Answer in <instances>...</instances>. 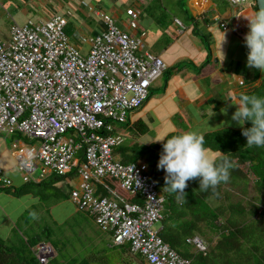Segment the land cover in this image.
<instances>
[{"label":"built area","instance_id":"1","mask_svg":"<svg viewBox=\"0 0 264 264\" xmlns=\"http://www.w3.org/2000/svg\"><path fill=\"white\" fill-rule=\"evenodd\" d=\"M227 1L241 6L255 0ZM126 12L130 26L137 27L140 10ZM94 13L104 26L81 37L89 44L86 52L70 40L61 14L11 23L9 36L0 37V132L21 133L33 141L14 151L27 180L35 179L36 171L45 178L74 170L77 181L70 199L111 234L114 244L129 242L131 253L141 255L146 264H192L155 227L163 218L164 195L148 164L123 162L114 152L124 141L116 125L143 105L167 63L160 55L141 52L143 38L122 29L112 14L102 9ZM175 22L182 24L178 18ZM221 26L227 27L225 22ZM82 146L83 159L78 156ZM105 176L138 193L141 202L124 198L107 184L108 194H98L97 183ZM0 184H12L2 166ZM187 241L202 251L208 247L198 235ZM53 253L46 242L36 251L41 264Z\"/></svg>","mask_w":264,"mask_h":264},{"label":"crops","instance_id":"2","mask_svg":"<svg viewBox=\"0 0 264 264\" xmlns=\"http://www.w3.org/2000/svg\"><path fill=\"white\" fill-rule=\"evenodd\" d=\"M82 1L0 0V37L5 39L9 36L12 22L24 24L29 19L40 21L58 13L67 20L65 29L70 40L86 52L89 44L83 42L81 37L95 35L104 26L94 13L96 9L112 14L116 23L130 35H140L144 41L141 52L149 51L160 55L167 63V68L152 83L148 98L143 105L130 111L125 122L116 125V131L124 137L119 150L122 146L143 144L148 140H159L153 143L160 144L168 136L193 130L205 135L220 129L241 128L231 119L232 113L238 106L232 105L229 99L231 96L255 89L264 78V73L260 70L246 66L248 48L244 37L249 31V21L246 16H251L257 11L253 3L235 6L227 0H85L92 7L90 9ZM128 8L140 10L138 25L135 28H132L128 22L129 15L126 12ZM176 18L182 24L176 23ZM222 22L226 23V28L221 26ZM224 34L223 56L221 42ZM222 109L226 110V114ZM144 127L146 130L140 133L139 128ZM30 142L33 141L17 134L6 135L0 132V166L12 179L11 191L0 189V235L5 239L11 240L17 237L18 240H26L28 236L19 226L20 220L25 223V228H31L35 218L42 217L46 210L52 220L58 222L61 210L58 211L56 208L59 203L64 199L72 202L70 197L56 201L42 198L38 188L32 192H15L14 188L23 186L28 180L25 173L17 166L14 151ZM116 148L115 156L121 159V153ZM205 149L215 160L223 155L220 151ZM7 152L12 156L9 159H6ZM11 159L15 162H11ZM41 179L38 175L30 180L37 182ZM76 181L77 177H74L73 183ZM224 183L223 187L228 188V182ZM242 185L243 183L233 191L239 194V191L244 190ZM247 187L249 194L252 195L250 191L255 188L254 183L250 181ZM223 197L211 198L210 204L226 207L229 202ZM45 200L50 201V207ZM39 205L41 209L38 214L32 216V210L35 207L39 209ZM81 211L93 221V225L90 221L83 222V224L88 223L86 231L89 244L101 246L89 251L110 246L111 234L102 231L90 213L75 206V212L81 213ZM186 219H190L189 214L185 216L184 220ZM223 222H225L224 218L221 217L220 221L216 222L215 229H218ZM159 223L160 230L163 224L161 221ZM201 229L205 234L203 232L200 234V230L196 233L213 246L219 237L218 233H213L212 229L205 225ZM48 235L51 237L49 243H52L57 251H63L69 245L73 248L72 252H69L71 254L66 251L68 255L60 252V264H67L69 258L79 259L89 253L83 245L80 250L83 249L86 253L80 256L79 248L72 242L58 247L57 244L62 242L61 238L56 234L52 237V233ZM143 264L146 262L143 261Z\"/></svg>","mask_w":264,"mask_h":264},{"label":"trees","instance_id":"3","mask_svg":"<svg viewBox=\"0 0 264 264\" xmlns=\"http://www.w3.org/2000/svg\"><path fill=\"white\" fill-rule=\"evenodd\" d=\"M254 7L258 11L256 1H254ZM204 38L207 40L205 35ZM245 94L264 97V78L258 87ZM251 126L250 121L244 124V128ZM145 130V127L139 128L140 133ZM16 134L27 138L21 133ZM166 139L160 144L134 143L131 146H122L119 150V146L122 145L120 144L116 148L121 153L123 162H146L153 177L158 180V188L164 195L161 220L163 226L159 230L162 239L181 256L189 259L192 264H264V147L247 146L246 137L242 135V128L220 129L206 133L204 147L223 153L216 159L217 162L219 163L223 156L229 157L233 162L234 167L230 169L227 181L229 187L224 188L225 183L222 182L215 189L201 191L199 178H195L187 182L185 193L177 194L168 191L165 187L166 173L157 168ZM83 148L82 146L78 152V156L82 159L84 158ZM75 176L74 170L63 175L52 174L37 182L28 180L23 186L14 190L16 193H21L32 192L38 188L42 198L56 200L69 198ZM250 181L254 183L256 191L254 195H250L247 189ZM242 183V187L244 186L242 192L239 191L238 194L233 191L237 186L241 187ZM63 184L65 185L62 186ZM105 184L128 200L141 202L138 193L125 191L120 187L119 181L111 176H105L101 183H97L98 194H108ZM11 187V185L0 184L1 190L11 191ZM222 188L224 190L221 192ZM221 196L229 202L226 207L210 204L211 198L220 199ZM177 214H179L178 217H176ZM188 214L190 219L184 220ZM221 217L225 222L215 229L216 222L220 221ZM202 224L219 235L215 244L213 246L208 244L205 251L199 250L193 243L187 241V238L198 235L196 232L199 230L200 234L205 232L201 229L204 226ZM43 236L45 238L37 235L13 242L0 235V264H41L36 254L37 248L41 242L49 243L51 240L48 234ZM50 245L54 253L46 264H60V257L58 259L57 255L61 251H57L52 243ZM189 245H194L195 249L191 250L188 248ZM143 261L141 255L131 253L129 242L123 244L111 242L107 248L90 251L82 258H69L67 264H143Z\"/></svg>","mask_w":264,"mask_h":264},{"label":"clouds","instance_id":"4","mask_svg":"<svg viewBox=\"0 0 264 264\" xmlns=\"http://www.w3.org/2000/svg\"><path fill=\"white\" fill-rule=\"evenodd\" d=\"M246 18L249 21V31L244 37L248 48L246 66L264 73V8ZM224 42L225 34L221 51ZM229 101L238 106L231 119L241 126L247 146L264 147V97L241 93L231 96ZM222 112L226 114V110L222 109ZM249 121L252 126L244 128L243 125ZM155 141L159 140H148L143 144ZM162 147L157 168L166 173L165 187L171 193H185L187 182L195 178H199L201 191L215 189L220 183L228 181L230 169L234 167L227 156L221 157L219 163L210 157L204 147V135L197 130L173 135L166 139Z\"/></svg>","mask_w":264,"mask_h":264},{"label":"rangeland","instance_id":"5","mask_svg":"<svg viewBox=\"0 0 264 264\" xmlns=\"http://www.w3.org/2000/svg\"><path fill=\"white\" fill-rule=\"evenodd\" d=\"M9 141V140H8ZM9 143V142H8ZM127 143V141H126ZM11 147V146H10ZM8 154H6V159H9L12 156L9 152H7ZM13 160V161H12ZM11 162H15L14 159H11ZM39 175V171H36L33 176L37 177ZM250 192H252V195H254L256 193L255 189L253 188V190H251ZM53 201H56V199H53ZM45 203H47V205L50 207V201L45 200ZM39 209H37L36 207L32 210V216H35L38 214V211L41 209V206H38ZM58 211L61 210L60 216L58 217V222H54L51 218V215L46 212V210L43 213V216L38 218H35V222L32 225L31 228H25L24 227V222L22 220L19 221V226L21 227L22 231L30 238L34 237V236H40L41 238H43V234H51L52 233V237L56 234L59 236V238H61L60 243L57 244L58 247H62L64 243H70L72 242L74 246H76L77 248H80L85 245L86 247V252L87 250H92L101 246H94L89 244L88 241V232L87 230V226L88 223L83 224V222H89L93 225V221L90 217H88L86 214H84V212L81 211V213L75 212V206L74 203L71 202L70 200L64 199L62 200V202L59 203V205L56 208ZM57 211V212H58ZM1 212V211H0ZM55 212V214H59ZM30 215V218L32 217ZM82 223V226H80ZM48 227L47 229L45 227ZM160 226V223H156L155 227L158 228ZM45 228L44 232L42 231ZM45 238V237H44ZM58 240V239H56ZM77 240H80L77 242ZM11 241H15L18 242L17 237L11 238ZM60 241V239L58 240ZM208 242V241H206ZM78 243V244H77ZM209 243V242H208ZM188 248H191V250L195 249V246H188ZM68 250L69 252H72L73 248L71 247V245L66 246V249L61 251L62 254H66L68 255V253H66V251ZM85 250H80L79 254L80 256L85 252ZM90 252V251H89ZM71 254V253H69ZM58 259L60 257V254L57 255Z\"/></svg>","mask_w":264,"mask_h":264},{"label":"water","instance_id":"6","mask_svg":"<svg viewBox=\"0 0 264 264\" xmlns=\"http://www.w3.org/2000/svg\"><path fill=\"white\" fill-rule=\"evenodd\" d=\"M258 10L264 8V0H255Z\"/></svg>","mask_w":264,"mask_h":264}]
</instances>
